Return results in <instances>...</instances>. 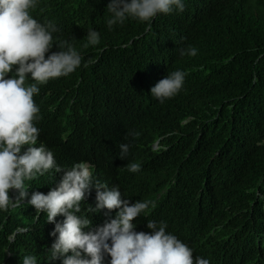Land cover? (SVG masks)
I'll return each instance as SVG.
<instances>
[{
	"label": "trees",
	"instance_id": "obj_1",
	"mask_svg": "<svg viewBox=\"0 0 264 264\" xmlns=\"http://www.w3.org/2000/svg\"><path fill=\"white\" fill-rule=\"evenodd\" d=\"M108 3L39 0L31 10L41 23L54 22L60 29L57 35L69 40L84 58L75 72L51 79L42 87L38 102L53 93L44 104L49 109L40 106L42 119L37 127L50 143L62 146L55 149L61 167L91 161L97 167L92 171L96 180L119 187L131 203L151 201L145 213L134 218L135 231H151L144 220L173 222L170 227L198 224L199 230L207 221L221 224L223 229L208 241H226L224 257L211 260L212 264H248L243 250L264 244V0H184L183 12L158 14L150 22L129 19L111 30L107 27ZM89 29L99 32L100 42L84 47ZM188 46L195 47L197 54L180 56V49ZM58 50L54 45L50 51ZM163 69L167 74L175 70L187 73L190 90L184 103L192 117L185 124L178 105L181 93L174 107L162 106L150 93ZM156 129L164 135L163 142L169 146L165 151L171 156L158 153L154 164L160 170H172L180 179L159 197L158 192L150 194L160 188L156 179L145 174L143 180L131 183L128 173L138 174L123 170L125 164L137 162L143 151L136 144L150 143L157 136ZM81 136L89 146L102 150L104 158L78 143ZM122 143L130 145V157L124 160L119 156ZM179 161L182 170L168 168L169 163ZM62 174L50 170L26 181L29 197L18 207L0 212V264H22L23 257L30 254L37 256L38 264H49L48 249L55 239L50 233L55 225L27 201L33 191L47 194ZM203 182L212 187L202 196L197 193ZM238 189H248V193L242 199L236 194L232 201ZM95 195L93 188L81 202L82 213L91 219L93 229L115 218L118 211L89 213ZM10 196H14L12 190ZM196 197L199 222L187 216L196 206ZM215 203L231 204L222 219L211 216L221 213ZM202 244L196 239L192 246L198 250ZM217 247L221 251L223 243ZM251 256L262 261L257 254ZM109 260L106 257V264Z\"/></svg>",
	"mask_w": 264,
	"mask_h": 264
},
{
	"label": "clouds",
	"instance_id": "obj_2",
	"mask_svg": "<svg viewBox=\"0 0 264 264\" xmlns=\"http://www.w3.org/2000/svg\"><path fill=\"white\" fill-rule=\"evenodd\" d=\"M38 2L39 0H0V212L18 207L22 199L29 197L30 185L26 181H32L54 170L55 173H63L56 186L47 194L33 191L27 201L37 213H46L47 221L55 225L50 233L55 239L48 249L49 264L57 260L61 264H106V257H110L107 264H212L211 260L224 257L226 241H208L223 229L221 224L207 221L199 230L198 224L180 223L170 227L173 222L168 225L164 221L158 220V223L155 220H144L151 231L137 232L134 230V218H140L151 201L131 203L122 195L119 187H109L107 183L96 180L92 171L97 167L91 161L73 163L68 169L57 163L55 149L60 145L50 143L42 136L40 126L37 127V122L42 119L40 106L49 109L44 104L53 92L43 102H38V95L51 79L66 77L80 68L84 58L69 40L57 35L60 29L54 22L41 23L33 17L31 10L37 7ZM184 10V0H109L107 11L111 16L107 20V27L111 30L113 26L123 25L129 19L150 22L158 14ZM99 42V32L89 29L84 47L95 46ZM54 45L58 51H50ZM196 54L197 49L192 46L180 49L182 57ZM83 66L87 67V63ZM161 72V80L150 89L151 95L162 106L174 107L176 96L181 93L178 105L185 115L182 123L191 121V110L185 108L184 103L189 98L190 90L185 82L187 73L175 70L167 74L165 69ZM59 99L62 100V97ZM56 108V105L52 107L53 110ZM156 133L157 136L147 145L136 144L143 151L139 153L137 162L125 164L123 170L128 169L138 174L132 176L128 173L131 183L143 180L145 174L156 179L160 188L151 190L150 194L158 192L159 197L167 188L177 185L180 179L172 170H160L155 166V156L166 152L169 147L163 142L164 135L159 130ZM79 142L87 150L104 158L103 151L94 145L89 146L82 136L78 139ZM119 147L120 158H129L130 145L122 143ZM119 147L115 146V150ZM166 154L171 156L168 152ZM182 167L181 161L168 164V168L176 171L182 170ZM210 187L211 184L203 182L197 194L203 196ZM93 188L96 203L94 207L90 205L89 213L118 209L115 218L94 229L90 228L91 219L81 210V202ZM10 190L14 194L13 198ZM247 190L245 193L236 190L232 201L236 194L242 199L248 193ZM258 194L262 196L261 193ZM217 195L216 192L215 197ZM231 204L227 207L215 203L221 213L211 216L222 219L223 213L231 209ZM198 212L196 197V206L187 216L199 222ZM57 216H62L63 220L57 221ZM171 229L187 233L192 238L186 239ZM196 239L203 243L198 250L192 246ZM249 242H245L244 246ZM218 243H223L221 251L218 250ZM197 251L205 253L200 255ZM253 254H257L262 261H256L251 256ZM243 258L248 264H264V244L256 249H244ZM22 264H38L37 256L25 255Z\"/></svg>",
	"mask_w": 264,
	"mask_h": 264
},
{
	"label": "bare ground",
	"instance_id": "obj_3",
	"mask_svg": "<svg viewBox=\"0 0 264 264\" xmlns=\"http://www.w3.org/2000/svg\"><path fill=\"white\" fill-rule=\"evenodd\" d=\"M24 204V203H23ZM30 209H32V207L30 208ZM28 210V209H27ZM115 212H117V211H115ZM116 214V213H115Z\"/></svg>",
	"mask_w": 264,
	"mask_h": 264
}]
</instances>
